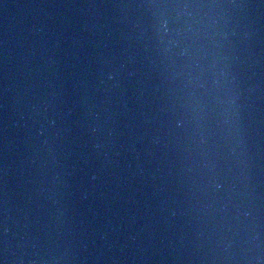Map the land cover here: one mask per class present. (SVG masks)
<instances>
[{
  "label": "water",
  "instance_id": "water-1",
  "mask_svg": "<svg viewBox=\"0 0 264 264\" xmlns=\"http://www.w3.org/2000/svg\"><path fill=\"white\" fill-rule=\"evenodd\" d=\"M0 264H264V0H0Z\"/></svg>",
  "mask_w": 264,
  "mask_h": 264
}]
</instances>
